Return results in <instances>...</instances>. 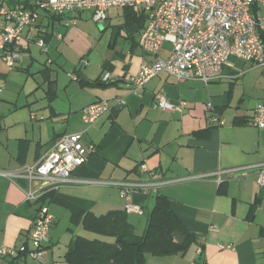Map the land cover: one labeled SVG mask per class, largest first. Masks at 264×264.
<instances>
[{
  "label": "crops",
  "instance_id": "1",
  "mask_svg": "<svg viewBox=\"0 0 264 264\" xmlns=\"http://www.w3.org/2000/svg\"><path fill=\"white\" fill-rule=\"evenodd\" d=\"M9 1V5L17 7L31 5V0ZM68 17L41 11L37 22L23 29L21 44L26 47L23 53H29V64L33 60L30 45L42 36L61 57L66 58L69 51L83 58L90 42L80 21L92 20L91 12H80L73 24L66 25ZM3 25L2 20L0 27ZM143 27L134 34V46L125 38L127 28H120L117 35L122 34L127 42L126 51L116 49V38L108 41L109 54L98 73L91 75L93 72L84 69L83 74L79 68L77 76H84L89 84L81 86L73 80L76 84L63 85L64 103L56 101V78L50 66L44 64L39 69L42 80L35 82L45 86L48 104L41 115L34 112L33 120L38 122L32 123L31 117L24 115L10 120L12 115L8 118L1 113L0 102V170L33 164L63 134L80 132L82 142L94 148L69 181L57 187L46 185L44 200L54 221L44 264H67L64 254L70 242L78 235L89 238V231L80 225L84 212L100 216L123 210L124 199L117 185L123 182L149 183L148 188L131 193L132 203L142 210L126 212L135 234L143 233L155 196L162 194L196 236L184 254H148L147 264H189L198 257L203 264H264V186L259 187L256 182L257 165L264 162V126L248 123L254 108L264 99V84H236L245 74L244 67H259L262 74L264 68L231 57L222 68V76L209 84L176 80L159 72L141 89L132 91L128 86L130 76L136 74L143 61L156 56L138 46ZM168 50L164 55L160 50L157 55L165 57ZM24 61L25 56L14 70L28 73L29 64L23 65ZM105 71L111 72L113 78L102 80ZM47 72L54 81L50 86L52 96L46 91ZM4 75L0 72L1 77ZM157 94L173 103L183 100L186 104L182 111H163L154 105ZM116 98L122 103H114ZM99 99L108 100L110 110L85 124L81 109ZM209 101L212 108L207 110L205 104ZM212 115L223 123H211ZM79 117L82 124L77 123ZM239 167L244 168L235 170ZM93 180L99 183L87 182ZM27 186L23 176L12 180L0 176V246L29 244L32 223L43 200H25L23 190ZM197 248H201L200 255ZM0 264L34 263L0 256Z\"/></svg>",
  "mask_w": 264,
  "mask_h": 264
},
{
  "label": "built area",
  "instance_id": "2",
  "mask_svg": "<svg viewBox=\"0 0 264 264\" xmlns=\"http://www.w3.org/2000/svg\"><path fill=\"white\" fill-rule=\"evenodd\" d=\"M112 7H135L142 11L145 25L138 46L143 52L156 55L149 62L143 61L136 74L130 76L128 86L132 91L141 89L159 72L176 80L193 79L209 84L222 76V68L231 57L264 68V42L260 36L264 34V0H31L27 8H0L4 20L0 27V59L9 70L21 61V48L25 47L21 44L22 31L37 22L41 11L70 16L65 20L66 25L73 24L80 12L90 11L92 21L101 25L107 19V10ZM166 42L171 46L168 55H157ZM36 44L45 48L42 37L36 39ZM80 64L88 62L82 58ZM69 77L76 79V75L69 74ZM111 78L113 74L109 71L102 75L104 81ZM114 103L121 104L122 101L116 98ZM185 104L183 100L173 103L163 94H157L154 101V105L163 111H182ZM205 106L209 110L212 103L209 101ZM109 110L110 102L99 99L81 109V119L85 124H91ZM30 117L34 119L35 114L31 113ZM209 119L213 124L223 123L216 115ZM248 123L264 126V99L256 105ZM81 135L80 132L63 134L33 164L0 170V176L7 179L21 176L27 179L28 186L23 190L25 200H43L32 223L29 244L0 246V256L24 258L34 264L45 263L49 230L54 221L44 200L45 188L46 185L57 187L69 181L72 172L93 153V146L85 145ZM256 182L259 187L264 186V162L257 165ZM117 185L124 199L123 209L141 213L142 210L132 203L131 193L148 188L149 183L123 182ZM197 253L201 254V248H197ZM189 264L203 262L192 260Z\"/></svg>",
  "mask_w": 264,
  "mask_h": 264
},
{
  "label": "trees",
  "instance_id": "3",
  "mask_svg": "<svg viewBox=\"0 0 264 264\" xmlns=\"http://www.w3.org/2000/svg\"><path fill=\"white\" fill-rule=\"evenodd\" d=\"M8 7L17 6L9 5ZM123 10L126 22L116 29L119 33L121 27L127 28L125 38H128L134 46L136 44L134 34L144 26L145 17L142 11L135 7H123ZM53 16L61 17L54 14ZM128 28H132V31ZM260 36L264 42V34ZM43 39L46 43L44 37ZM24 48H21V52ZM20 63L21 61L15 64L11 70L18 68ZM46 78L48 80L46 91L52 96L50 86L54 81L49 79L48 72ZM75 80L81 86L89 84L87 79H81L77 75ZM80 225L86 231L96 233L104 239L76 236L64 254L67 264H147L148 254L156 257L184 254L196 241L195 234L173 211L170 199L162 194L155 196L147 225L140 235L133 232L124 209L107 212L100 216L84 212L80 218ZM195 260H201V258L198 257Z\"/></svg>",
  "mask_w": 264,
  "mask_h": 264
},
{
  "label": "rangeland",
  "instance_id": "4",
  "mask_svg": "<svg viewBox=\"0 0 264 264\" xmlns=\"http://www.w3.org/2000/svg\"><path fill=\"white\" fill-rule=\"evenodd\" d=\"M9 0H0V8L8 7ZM89 13H85L87 16ZM3 20L0 14V21ZM4 21V20H3ZM80 26L84 27L87 31L89 37V46L87 51L84 53L83 58L88 60L86 66H80V55L75 52H67L66 58L61 57L55 52L53 47H48L45 43V48H40L36 45V40L30 45V55L32 57V62L29 64L27 62L26 56L29 53L21 52V59L25 56V61L23 65L29 64V72L22 73L17 70H9L5 63L0 59V72L5 74L3 77L0 76V102L2 103V112L5 116H11L17 119V115H24L27 118L30 117L31 113H39L37 116L41 115L40 112L45 110V106L48 104L46 98L44 97V85L36 84L35 79L38 81L42 80L40 70L44 67V64L49 65L52 69V75L56 78L57 93L58 98L56 101L61 104L64 103V84H76L74 79L69 78V74L77 75L79 74L81 67V73L84 74V69L98 73L102 62L106 59L109 54L107 49V43L111 39L116 38V49L126 51L127 42L122 38V34L117 35L114 33L116 27L121 26L126 22V15H124V10L122 7H112L107 10V19L101 25L94 23L90 19H85L80 21ZM122 28V27H121ZM170 44L168 42L164 43L163 48L160 53H166L167 49H170ZM27 66V65H26ZM247 67V66H246ZM244 67L245 74L242 75L236 82V84H264V74L259 67H253L249 70ZM225 83V82H224ZM226 84V83H225ZM39 86L38 88H35ZM20 110V111H17ZM32 110V111H31ZM31 111V112H30ZM76 113H73L75 115ZM44 117V116H43ZM65 118V117H64ZM32 123L38 122L29 118ZM9 120V121H10ZM29 120V122H30ZM66 122L65 119L63 120ZM78 124L83 122L79 119ZM4 125V124H3ZM87 235L90 237H102L96 233L88 232ZM106 239V238H105ZM109 239V238H108Z\"/></svg>",
  "mask_w": 264,
  "mask_h": 264
},
{
  "label": "water",
  "instance_id": "5",
  "mask_svg": "<svg viewBox=\"0 0 264 264\" xmlns=\"http://www.w3.org/2000/svg\"><path fill=\"white\" fill-rule=\"evenodd\" d=\"M116 32H117V30L115 29V30H114V33H116ZM82 78H84V79H85V77H84V76H82Z\"/></svg>",
  "mask_w": 264,
  "mask_h": 264
}]
</instances>
